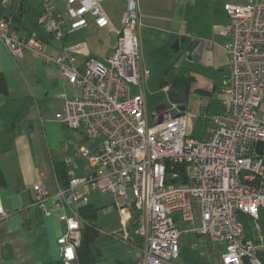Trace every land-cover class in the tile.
I'll return each mask as SVG.
<instances>
[{"label": "built area", "instance_id": "2783aa9c", "mask_svg": "<svg viewBox=\"0 0 264 264\" xmlns=\"http://www.w3.org/2000/svg\"><path fill=\"white\" fill-rule=\"evenodd\" d=\"M38 22L56 40L89 25H111L117 32L114 51L106 60L91 56L85 42L64 46L58 54L32 34L21 37L0 19V39L13 57L24 50L48 64H57L79 96H64L56 118L72 129L99 140V151L82 152L92 167L89 176L70 170L67 186L58 184L51 194L36 183L35 204L59 211L65 231L57 241L65 264L78 259L82 230L89 223L79 212L99 191L130 202L137 210L136 234L144 241L142 256L133 264H173L180 254V239L195 234L207 240L212 264H264V235L260 224L264 209V0L226 3L229 21L220 31L227 38L229 73L219 87L223 111L207 116V135L187 132V115L169 100L162 112L153 109L152 123L142 88L151 70L138 69L140 21L138 0H126L120 28L114 27L104 6L107 0H66L65 9L53 0H40ZM86 56L82 68L77 57ZM167 95L171 83L162 87ZM172 112L181 113L172 117ZM132 193V197L130 195ZM251 222L246 231L240 215ZM7 213L0 202V220ZM72 250V256L67 250Z\"/></svg>", "mask_w": 264, "mask_h": 264}, {"label": "crops", "instance_id": "0c3cea01", "mask_svg": "<svg viewBox=\"0 0 264 264\" xmlns=\"http://www.w3.org/2000/svg\"><path fill=\"white\" fill-rule=\"evenodd\" d=\"M15 1L0 0V19H6L9 31L14 30L21 37L39 35L48 51L58 54L64 46L78 42H85L91 56L101 60H106L114 51L117 32L111 25L100 28L90 20L88 26L66 34L60 41L38 22L43 7L40 0H23V10L14 9ZM197 1L138 0L140 58L151 53L153 63L158 62L155 53L179 38L183 32V17L190 16V9ZM245 1L224 0L223 3ZM53 2L57 10L65 9L66 0ZM104 6L114 27L120 28L126 13V0H107ZM185 34L188 36L186 44L194 39L200 44L201 38ZM85 58L84 54L77 57L79 68ZM229 65L228 62L221 69L223 78L229 73ZM144 66L149 68L144 64L139 67L138 63L140 71ZM0 74L7 82V91L0 92V202L7 213L0 220V264H65L57 241L65 231V223L59 219L58 210L47 213L53 199L46 203V210L35 204L34 185L43 184L54 194L58 184L68 185L70 170L79 177L90 175L92 167L82 150L86 148L90 154H96L99 140L56 118L62 110L64 96H79L82 90L69 82L57 64L36 58L30 50L13 57L1 39ZM144 92L146 96V90ZM220 108L222 112V104ZM120 199L113 193L96 191L86 205L97 209L93 223L99 230L96 245L102 256L93 264H133L142 256L144 241L135 231L138 212L131 208L130 202L122 198L124 203H120ZM79 212L82 214L80 209ZM260 224L264 235L262 214ZM202 241L208 245L206 239ZM208 250L206 261L212 264ZM69 264L82 263L76 259Z\"/></svg>", "mask_w": 264, "mask_h": 264}, {"label": "rangeland", "instance_id": "374dc122", "mask_svg": "<svg viewBox=\"0 0 264 264\" xmlns=\"http://www.w3.org/2000/svg\"><path fill=\"white\" fill-rule=\"evenodd\" d=\"M223 1L198 0L191 7L190 16L183 17L181 28L183 32L180 35L189 33L201 38L200 44L194 52L190 54L186 52L185 44H181L180 51L170 52L175 39L167 47V51H169L161 55L158 62L153 63L151 53H147L139 59V67L144 64L151 70L150 78L148 77L142 86L143 90H146L148 115L151 123L153 109L162 103H169L168 95L163 91L161 81L164 79L170 81L174 75L180 73L187 77L193 76L188 87L185 111L187 132L190 135L203 138L207 130V116L212 117L221 111L222 98L219 92V86L223 80L221 69L225 68L228 62L230 63V54L228 55L225 48L227 38L220 34L229 21ZM206 39L212 41L213 44L210 41L206 42ZM206 44H210L209 47ZM260 112L264 119V100L261 103ZM130 195L132 197L131 192ZM120 203H124L122 198ZM263 210H261V214L264 217ZM240 219L243 221L246 231L250 232L249 217L241 214ZM201 239L204 238L201 237ZM201 239H197L195 234L182 236L180 239L182 252L180 257L173 261V264H208L206 252L209 246L204 244Z\"/></svg>", "mask_w": 264, "mask_h": 264}, {"label": "trees", "instance_id": "16d2710c", "mask_svg": "<svg viewBox=\"0 0 264 264\" xmlns=\"http://www.w3.org/2000/svg\"><path fill=\"white\" fill-rule=\"evenodd\" d=\"M169 51V50H168ZM167 48L161 49L155 53V57H157L158 61L160 60V56L164 53L168 52ZM170 52L174 51L171 49ZM193 76L187 77L183 73L174 75L172 79L169 81L162 80L161 85L165 86L167 84L172 85L173 89H178L182 87H189L190 80ZM7 91V82L4 75L0 74V92L5 93ZM81 215L89 222L86 223L82 230V242L81 246L78 248V259L82 264H93L97 262L102 253L100 249L96 245V238L99 234V230L96 225L93 223L94 218L97 216V209L89 208L88 206H84L80 208Z\"/></svg>", "mask_w": 264, "mask_h": 264}, {"label": "water", "instance_id": "95a60500", "mask_svg": "<svg viewBox=\"0 0 264 264\" xmlns=\"http://www.w3.org/2000/svg\"><path fill=\"white\" fill-rule=\"evenodd\" d=\"M23 5H24V1L23 0H16L14 2V9L15 10H23ZM187 38L188 36L186 34H182L179 36V38H177L172 46V49L175 52H178L181 49V44H186L187 43ZM199 45V40H191L190 42H188V44H186V52L188 53H192L193 50L195 48H197V46ZM191 57V56H190ZM168 98L170 101L178 103L180 106V109L185 112L186 111V103L188 101V88L187 87H182V88H178V89H174L172 90L169 94H168ZM167 104L166 103H162L159 106L155 107L154 109H156L158 112H162L161 115L156 116L153 115V118H157L156 122H162L164 120V115H163V110L166 109ZM172 117H177L179 115H181V113L178 112H172ZM263 146H264V142L263 141H258L257 142V151L260 154H263Z\"/></svg>", "mask_w": 264, "mask_h": 264}, {"label": "snow or ice", "instance_id": "6c2138e0", "mask_svg": "<svg viewBox=\"0 0 264 264\" xmlns=\"http://www.w3.org/2000/svg\"><path fill=\"white\" fill-rule=\"evenodd\" d=\"M67 255L70 257V256H72V250L71 249H68L67 250Z\"/></svg>", "mask_w": 264, "mask_h": 264}, {"label": "clouds", "instance_id": "9594fccd", "mask_svg": "<svg viewBox=\"0 0 264 264\" xmlns=\"http://www.w3.org/2000/svg\"><path fill=\"white\" fill-rule=\"evenodd\" d=\"M71 257V256H70Z\"/></svg>", "mask_w": 264, "mask_h": 264}]
</instances>
